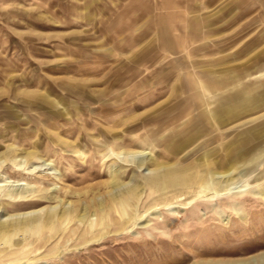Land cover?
Returning <instances> with one entry per match:
<instances>
[{"label": "rangeland", "instance_id": "obj_1", "mask_svg": "<svg viewBox=\"0 0 264 264\" xmlns=\"http://www.w3.org/2000/svg\"><path fill=\"white\" fill-rule=\"evenodd\" d=\"M230 263L264 264V0H0V264Z\"/></svg>", "mask_w": 264, "mask_h": 264}, {"label": "crops", "instance_id": "obj_2", "mask_svg": "<svg viewBox=\"0 0 264 264\" xmlns=\"http://www.w3.org/2000/svg\"><path fill=\"white\" fill-rule=\"evenodd\" d=\"M161 31H160V38L164 46L169 48L172 52H178L181 51L183 44L182 42L174 36L173 34V27L171 22L168 21H160ZM191 29L194 30V34H196L195 31L198 30L199 22L198 21H191L190 23ZM191 81H194L192 79L187 80V86L191 84Z\"/></svg>", "mask_w": 264, "mask_h": 264}, {"label": "bare ground", "instance_id": "obj_3", "mask_svg": "<svg viewBox=\"0 0 264 264\" xmlns=\"http://www.w3.org/2000/svg\"><path fill=\"white\" fill-rule=\"evenodd\" d=\"M194 131V130H193ZM132 153V152H131ZM35 170H36V168H34L33 170L31 169V171H34L35 172ZM40 171H42L46 176H53V177H56V175L53 173V172H51V170H46V169H41ZM36 174V173H35ZM168 174V173H167ZM220 174V173H219ZM166 175V174H165ZM214 175H217V173L216 174H212V176H214ZM161 175L160 174H157L156 175V177H154L155 179H159V177H160ZM207 176V175H206ZM211 176V177H212ZM216 177V176H215ZM211 179V178H210ZM208 181H205V182H207V186H209L210 187V185H209V178L207 179ZM212 180V179H211ZM210 180V181H211ZM216 180H218V179H216ZM220 180V179H219ZM154 180H149V183H151V182H153ZM213 181V180H212ZM211 181V182H212ZM221 181V180H220ZM224 183V181H221L220 183ZM222 183V184H223ZM19 185V184H18ZM216 185H218V184H216ZM17 186V185H16ZM15 186V187H16ZM214 186V185H213ZM230 186V185H229ZM229 186H225L224 188L222 187V188H219V189H217V192L215 193L216 194V196H218V197H224L225 195H226V193H228V192H226V191H228L229 190V188L227 189V187H229ZM22 187H23V184H22ZM18 188H20V187H18ZM210 188H212V187H210ZM233 188V187H232ZM231 188V189H232ZM230 189V190H231ZM236 189V188H235ZM243 192V190L241 191V192H236V194H238V193H242ZM19 195V196H18ZM17 195V197H19L20 198V196H23V195H21V194H18ZM233 195V194H232ZM237 196V195H236ZM67 211H69V210H65L64 212H63V216H67L68 214H67ZM85 211H86V209H85ZM73 213H75V210H73ZM67 214V215H66ZM51 215V214H50ZM53 216V215H52ZM81 219H82V217H81ZM253 260V259H252ZM247 262V261H246ZM231 264V263H230ZM232 264H234V263H232ZM235 264H239V263H235ZM243 264V263H242ZM245 264V263H244Z\"/></svg>", "mask_w": 264, "mask_h": 264}]
</instances>
